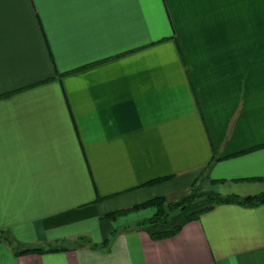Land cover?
<instances>
[{"label":"crops","instance_id":"crops-1","mask_svg":"<svg viewBox=\"0 0 264 264\" xmlns=\"http://www.w3.org/2000/svg\"><path fill=\"white\" fill-rule=\"evenodd\" d=\"M199 178L264 191V0H0V264H264V201L111 215Z\"/></svg>","mask_w":264,"mask_h":264},{"label":"trees","instance_id":"trees-1","mask_svg":"<svg viewBox=\"0 0 264 264\" xmlns=\"http://www.w3.org/2000/svg\"><path fill=\"white\" fill-rule=\"evenodd\" d=\"M202 178L195 180L192 185L187 189L180 193H178L177 197L175 198H168L166 196H155L153 198H150L143 203L133 205L130 208H126L120 211H116L111 213V215H116L118 213L130 211L132 209H138L141 207H152L154 208L152 213L148 216L143 217L142 219L138 220L136 222L137 226L145 225L148 223H155V222H167L170 220L172 215L186 207V205L195 199L199 198L200 196L204 195L209 199V204L204 208L208 209L213 207L216 204L219 203H229V202H235L242 205H257L264 201V191L254 193V194H246V195H237L233 193H227L222 194L215 190H200V183ZM199 212H195L191 214L188 218L197 217V214ZM179 226H175L174 228L170 230H165L161 232H157L154 235L157 237L167 236L175 233L177 231ZM116 230H113L109 236L105 238L101 243H95L92 242L91 239L86 235H79L76 238V243L78 245H83L87 243L91 247H107L108 243L111 239V237L115 234ZM0 240H5L7 242H12L13 238L11 234L6 230H0ZM67 246L65 245H53L51 243H44V244H36L32 246H26L23 248H20L16 250V253H23V252H45V251H53L58 249H65Z\"/></svg>","mask_w":264,"mask_h":264},{"label":"rangeland","instance_id":"rangeland-1","mask_svg":"<svg viewBox=\"0 0 264 264\" xmlns=\"http://www.w3.org/2000/svg\"><path fill=\"white\" fill-rule=\"evenodd\" d=\"M201 185H200V190H205V189H208V190H215L214 188H213V186H211L210 184H209V181L208 180H206V178H203V180H201V183H200ZM216 191V190H215ZM178 195H176V197H177ZM207 198L206 196H204V195H202V196H200L199 198ZM199 198H197V199H199ZM196 200V199H195ZM207 200L209 201V199L207 198ZM154 209V208H153ZM137 215V214H136ZM136 215H134V216H132L131 214H130V218H128V220L127 221H129L128 223H130V221H135V222H137V218H133V217H137ZM137 219V220H136ZM121 221L123 222V221H126L125 219H122L121 218ZM134 222V223H135ZM125 226H130L129 224H126Z\"/></svg>","mask_w":264,"mask_h":264}]
</instances>
